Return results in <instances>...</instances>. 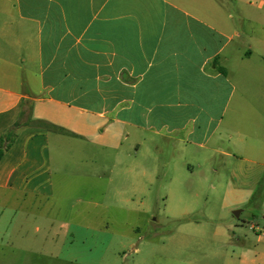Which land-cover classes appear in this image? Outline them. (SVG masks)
Listing matches in <instances>:
<instances>
[{
    "label": "crops",
    "instance_id": "crops-1",
    "mask_svg": "<svg viewBox=\"0 0 264 264\" xmlns=\"http://www.w3.org/2000/svg\"><path fill=\"white\" fill-rule=\"evenodd\" d=\"M237 68L259 78L256 95L233 80ZM29 118L69 134L23 126L0 160V224L10 213L6 232L14 222L22 240L105 234L88 207L59 215L42 203L62 212L75 198L106 209L112 200L128 214L151 212L148 200L199 198L203 154L233 160L223 194L221 181L198 182L224 208L264 209V191L253 201L264 178V0H0V139ZM220 218L205 215L227 247L212 257L264 264V233L238 236ZM183 220L180 247L210 243Z\"/></svg>",
    "mask_w": 264,
    "mask_h": 264
},
{
    "label": "rangeland",
    "instance_id": "rangeland-1",
    "mask_svg": "<svg viewBox=\"0 0 264 264\" xmlns=\"http://www.w3.org/2000/svg\"><path fill=\"white\" fill-rule=\"evenodd\" d=\"M256 50L258 49L255 47L254 51ZM250 63L259 65L260 61L254 57ZM236 71L237 77H233V80L240 82L241 87L239 88L246 91L249 96L256 95L258 89L256 81L259 78L252 75L251 71L248 72V69L243 72L242 68L239 73L237 68ZM228 119L230 120V114ZM234 138L236 140L237 137ZM222 148L228 150V144L226 143ZM192 154L201 155L199 151ZM202 157L208 158L210 166L195 168L193 178L197 183L194 187L202 193L199 198L189 197L181 203L177 200L166 201L162 198L148 200L144 202L151 205V212L138 211L128 214L115 209L112 206V200L105 201L110 206L109 209L95 208L94 205L85 206L80 204L77 198L65 201V204L61 206L62 212H59L58 207H54L53 204L42 203L40 205L41 209L46 208L53 213L55 210L59 215L63 214V210L88 207L92 211L91 214H97V228L105 232L101 240L98 238L97 242L95 239L84 241L77 235L74 228L67 232L55 233L56 238L54 239L60 236L59 244L53 240L46 242L47 239L36 235L29 241L22 240L16 232H12L14 222L10 231L6 232L13 218L10 213H7L8 215L0 224V264H157L160 257L170 259L171 261L167 264H228L222 254L214 257L211 255L215 252L223 253L227 247L223 245L222 237L215 236L217 229L214 224H219V221L209 223L205 221V215L214 214L221 217V224L236 225L237 230L235 231L238 236L239 232L243 231L248 236L256 237L259 231L264 233V209L261 205L252 207L250 204L236 208H224L222 197L212 196L209 186L214 181L218 184L221 181L224 187L219 189V193H224L226 182L230 179L233 169L231 165L233 160L222 155L211 157L203 154ZM182 168L186 170L187 167ZM213 170H218L219 173L215 174ZM171 174L175 175L174 171L171 170ZM171 174L169 175L172 176ZM204 177H208L210 183L204 185L198 183ZM157 180H160L158 186L160 188L163 185L162 178L157 177ZM262 189L264 191V178ZM253 201L257 203L259 200ZM240 210L241 215L237 218L234 212ZM184 212L190 215L183 217ZM67 216L64 215L60 221L65 222ZM53 218L58 219L60 216L57 214L56 217H51ZM70 218L75 225L83 224L77 220L76 216ZM184 218L197 222L195 226H192L196 227L197 231H187V234L197 241L208 240L210 243L180 247L176 241L180 239L178 238L180 233L177 231L184 222ZM40 226L46 229L47 223L43 222ZM252 227L258 228L257 233ZM46 234L43 233V235Z\"/></svg>",
    "mask_w": 264,
    "mask_h": 264
},
{
    "label": "trees",
    "instance_id": "trees-1",
    "mask_svg": "<svg viewBox=\"0 0 264 264\" xmlns=\"http://www.w3.org/2000/svg\"><path fill=\"white\" fill-rule=\"evenodd\" d=\"M31 125L44 128L46 130L54 131L57 133H61V134H69L67 131L57 126L51 125L47 122H44V121H34L31 118H29V120L26 123L18 122L7 132V134H5L0 139V160L3 158L5 153L10 149V147L14 143L17 137V134H18V130L22 128L23 126H31ZM262 190L263 189H262V182H261L255 194V200H257L256 195L260 194Z\"/></svg>",
    "mask_w": 264,
    "mask_h": 264
},
{
    "label": "water",
    "instance_id": "water-1",
    "mask_svg": "<svg viewBox=\"0 0 264 264\" xmlns=\"http://www.w3.org/2000/svg\"><path fill=\"white\" fill-rule=\"evenodd\" d=\"M234 215H235L237 218H239L240 215H241V210H240V211H235V212H234Z\"/></svg>",
    "mask_w": 264,
    "mask_h": 264
}]
</instances>
